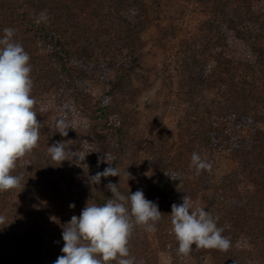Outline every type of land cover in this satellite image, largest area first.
<instances>
[{
    "label": "rangeland",
    "instance_id": "obj_1",
    "mask_svg": "<svg viewBox=\"0 0 264 264\" xmlns=\"http://www.w3.org/2000/svg\"><path fill=\"white\" fill-rule=\"evenodd\" d=\"M233 5L252 14L250 18L264 12L262 0H233ZM214 9L210 0H0V35L4 28H13L14 39L30 56L31 95L40 122L37 146L19 158L12 171L23 177L21 186L0 191V216L6 218L0 225L5 237L0 264H54L71 217H78L87 202L95 203L94 195L109 193L112 198L107 187L89 181L98 145L93 111L100 107L124 127L121 153L102 162L101 168L119 169L120 177L109 178L122 194L143 190L159 207L169 199L162 194V157L190 172L195 171L190 164L196 152L212 165L214 191L205 194L192 173L185 179L190 198L205 210V195L219 189L225 196L217 217L231 241L228 250L201 248L197 257L179 260L173 226L165 222L162 228L161 218L154 233L134 228L128 247L135 264H264V246L255 239L262 227L253 222L264 210V182L255 175L236 184V156L225 146L229 139L254 132L261 142L258 151L264 152V28L254 30L253 24L248 40H239L221 27V19L215 23ZM41 13L48 17L42 24L36 22ZM41 25L58 31L60 45L69 53L67 63L39 44ZM97 63L104 78L88 74ZM193 70L198 78L192 77ZM241 94H249L247 103ZM239 109L247 110L254 126L217 123L225 148L203 147L206 124ZM60 119L68 126L65 137L57 133ZM66 141L86 155L83 162L59 166L51 160L48 146ZM126 171L134 179L127 181ZM169 200L181 204L183 199ZM34 243L40 245L39 252Z\"/></svg>",
    "mask_w": 264,
    "mask_h": 264
},
{
    "label": "clouds",
    "instance_id": "obj_2",
    "mask_svg": "<svg viewBox=\"0 0 264 264\" xmlns=\"http://www.w3.org/2000/svg\"><path fill=\"white\" fill-rule=\"evenodd\" d=\"M47 15L40 14L36 21H46ZM13 28H4L0 35V191L21 186L23 177L12 171L19 158L37 146L40 137V122L34 110L36 100L31 95L33 81L30 56L14 39ZM57 133L65 137L68 126L63 119L56 123ZM69 141V140H68ZM52 161L60 165L70 161L80 164L86 155H79L66 142L48 146ZM103 159V158H102ZM110 165V164H109ZM190 167L197 175L201 170L211 169V163L193 152ZM127 181L134 179L125 173ZM178 173L168 175L177 180ZM120 177L116 167H106L89 177L92 185H98L102 177ZM112 198L104 204L87 202L77 217L73 215L63 227V247L54 264H135L130 256L129 239L136 226H142L148 233L157 231V223L164 216L158 204L145 198L143 190L127 195L119 191L118 184L108 183ZM74 208V204L69 205ZM172 231L178 242V252L188 256L196 248L226 251L231 241L217 226L218 217H213L190 197H183L181 204L171 205ZM0 216V225L5 223Z\"/></svg>",
    "mask_w": 264,
    "mask_h": 264
},
{
    "label": "trees",
    "instance_id": "obj_3",
    "mask_svg": "<svg viewBox=\"0 0 264 264\" xmlns=\"http://www.w3.org/2000/svg\"><path fill=\"white\" fill-rule=\"evenodd\" d=\"M35 3L50 1V0H32ZM212 4H214V17L215 23H217L216 19H221V27L228 28V30L234 32L237 39L241 40H248V29L254 26L253 24H257V27H252L254 30H261L264 28V12L261 16L256 18H250L252 14L247 15L241 9L234 7L233 0H210ZM263 9H264V0H262ZM214 22V21H213ZM212 22V23H213ZM42 24V21L40 22ZM252 24V25H251ZM217 31H219V27L217 26ZM38 41L39 44L43 45L46 48L47 52L51 54L53 58L57 61H61V63H67L66 56H69L68 51H63L62 46L60 45V37L58 31L52 27L43 28L41 25V29L38 33ZM129 40V39H127ZM262 40V44H264V39ZM48 46V47H47ZM49 50V51H48ZM145 54V53H143ZM85 65V64H84ZM248 65V64H247ZM89 67V64L86 65ZM256 67V65H255ZM254 67V68H255ZM99 69L98 63L95 65H90L88 74H93L95 79H100L99 76L101 73H98L97 70ZM251 69V67H250ZM124 72H121L123 75ZM198 71H191L192 77H196ZM120 74V73H119ZM124 77V76H123ZM200 77V76H199ZM104 78V76L102 77ZM198 78V77H196ZM200 81L204 80L201 76L199 78ZM108 81V79L106 80ZM109 82V81H108ZM114 86L117 85V82L113 83ZM249 94H241L240 98L242 103L248 102ZM105 107H100L94 112V118H92V128L94 131V138L97 141V146L95 147V151L92 154L91 160V172L94 175L98 171H103L102 162L107 160H113L116 156H118L122 149L121 143L119 141V137L124 136V127L119 123L118 120H115L110 116V112L107 109H103ZM232 111V112H231ZM228 113H222V115L217 116L213 122H210V125L205 126L203 134V147L215 149V150H223L226 146V150L233 155L236 156L235 159L237 161V166L233 174H236L235 183H241V181L248 179L251 176H258L260 180L264 182V152L258 151L261 146V142L258 137H256L255 133L253 132L251 135L245 138H236V139H229L226 142V145L223 146L221 137L223 138V133L220 130L217 123H226L230 124L233 123L234 125H238L241 127L247 126H254L255 121L251 118V115L247 113V110L238 111L231 110ZM223 112V111H221ZM260 120V119H259ZM94 147L93 145L90 148ZM103 158V159H102ZM160 169V180L162 181V194L169 195V199L171 196H174L176 199H183L184 196L190 197L191 194L189 193L190 189L187 186L185 179L193 173L194 176L197 177V180L200 181L201 187L203 191L208 193V190H213L214 188L211 186L210 183V170L205 171L201 170L200 174L197 175L194 170L190 172L184 171L183 169L176 168L171 164V160L168 157H162V167ZM172 173H178L177 180H171L168 175ZM111 179L109 177L101 178L100 185L103 188H106L107 184L110 183ZM107 189V188H106ZM263 189V187H262ZM108 190V189H107ZM214 191V190H213ZM104 195L102 198L98 195H94V200L96 204H104L108 199H110L111 195ZM223 194V192H221ZM219 192V189L211 194L210 196L205 195L204 200L209 202L208 208L205 209L207 212H210L213 217H217V212L219 211V205L224 203L222 195ZM167 199L165 202L160 203V212L164 214L162 217V228L165 225L164 223H171V203ZM248 201V200H247ZM231 203L234 204L235 202L231 199ZM249 203V202H248ZM235 205V204H234ZM260 216L256 218L255 221L257 224L261 226V230L259 231V235H256L255 239H258L257 242L264 246V210L259 214ZM219 216V215H218ZM263 219V220H262ZM238 223L236 222V225ZM217 226L221 228L220 221L217 220ZM225 236V231L222 233ZM167 237L171 236V233L165 235ZM5 239L3 230L0 227V241L1 245H3V240ZM166 240V238H165ZM173 242L178 243L176 238L173 237ZM40 245L34 243V250L36 252L40 251ZM201 248H196L194 246L193 251L188 256H198ZM4 251L0 250V259H3L2 254ZM171 254V252L169 253ZM188 256H184L181 254L179 260L184 259ZM170 260L176 261V259H171V255H169Z\"/></svg>",
    "mask_w": 264,
    "mask_h": 264
}]
</instances>
